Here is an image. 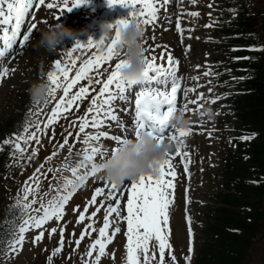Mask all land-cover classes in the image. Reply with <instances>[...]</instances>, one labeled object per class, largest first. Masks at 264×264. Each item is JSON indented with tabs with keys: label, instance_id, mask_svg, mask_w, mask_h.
<instances>
[{
	"label": "snow or ice",
	"instance_id": "1",
	"mask_svg": "<svg viewBox=\"0 0 264 264\" xmlns=\"http://www.w3.org/2000/svg\"><path fill=\"white\" fill-rule=\"evenodd\" d=\"M88 2L89 0H71V2L70 0H0V42H2L0 58H3L14 46H19L21 52L26 47V42L32 38L33 31L37 30L36 23H29L35 17L34 10L40 9L41 6H45L49 10L57 9L59 11L54 18L60 21L66 11L70 12L73 8ZM169 2L170 0H107L109 7L121 5L129 8L128 15L113 22L110 26L112 32L108 38L104 36H101L99 40L89 38L87 43L75 40L71 48L66 47L63 59L54 60V70L47 73V97L43 103L48 105L51 102L49 97H51L55 100V104L51 107L50 112L44 114L46 119L38 118V114L41 112L39 107L35 110L29 109L22 131L15 132L11 137L2 141V145L11 146L10 155L14 158L13 163L19 165L23 170L22 161H32L36 158L39 152L37 146H43L42 136L47 135L50 126L53 136L49 139L53 140L56 122L62 117H66L74 107L78 109L79 102L86 98L90 92H95L85 113L76 116L70 123V126L78 131L67 132L58 142V147L54 146V150L34 169L33 173L24 181L22 189L18 191L12 207L18 209L17 219L20 222L14 226L4 249L0 250V255H3L5 260L22 250L26 240L25 234L30 229L39 230L31 238V242L35 244L40 241L47 231L44 227L46 223L53 218L57 221L62 220L66 211L65 206L75 191L84 185L90 177H96L103 183L94 188L91 198L84 204L83 210L78 212L76 222L80 223L85 220L89 206L96 205L95 210L88 215L90 223L85 225L84 230L75 240L76 247H79L86 235L91 236V232L97 231L93 227L95 224L93 218L96 217L101 207L104 208L103 225L99 227L98 236L91 240L86 252L81 254L82 264H99L101 258L106 254V246L113 240L115 234L121 231V221H126L124 235L127 238L123 264H177V258L172 254V245L169 242L170 207L174 203V180L177 176L172 161L174 156H179L185 172H188L190 153L183 150L186 147L184 137L189 135L192 129L191 127H177L173 117L176 113L185 115L190 111L188 103L196 104L198 100L204 98V94H198L196 101H189L178 106V90L182 88V78L177 75L179 61L173 57L171 52H167V66L157 63L154 49L161 47L159 44L149 46L153 49L151 57L146 54L149 52V48L144 46L145 68L142 77L135 80L125 79L121 70L128 61L121 58L124 56V51L120 39L121 27L128 24L129 17L137 18L138 23H142L145 28L152 26L155 29L159 23L161 8ZM191 2L195 4L197 0H191ZM230 11L234 12L235 9H230ZM189 15L198 16L199 13L193 11ZM167 16L168 12L165 11V18ZM175 21L176 30L183 34L181 17L175 15ZM152 38L154 40L155 36L153 35ZM145 43L143 37V44L145 45ZM249 47L264 49V45H250ZM92 49L95 51H91V54L84 58L85 53ZM166 49L167 46H165V51ZM165 51L160 54L162 59L165 56ZM114 58L115 63L112 65L111 62ZM108 66H111V71L108 70ZM7 72L6 67L0 66V77L7 75ZM104 72L108 73L106 78L103 76ZM194 79H198V77H194ZM234 79L236 78L234 77ZM239 79H244V77H239ZM84 80H87V84L78 86L79 82ZM153 84L156 86L153 87ZM93 85H99L98 91L92 87ZM134 86L138 88L134 96V119L132 124L125 128L115 112L114 102L117 99L126 100L127 94ZM74 88H76L75 91H73ZM58 90H62V95L56 99ZM190 91H194V88L183 89L185 98ZM212 91L210 88L209 92ZM226 95L227 93H222L205 99L208 102H215L221 96ZM34 104L39 105L40 101L36 100ZM202 107L203 105H198L195 111H199V108ZM199 114L205 115L202 111ZM113 121L117 126L124 128L123 134H111L108 130H101L105 125L111 128ZM89 128L95 131H86ZM143 130L149 131L158 143L166 140L173 142L175 151L167 154L155 172L141 173L138 177L131 179L128 185L116 184L104 176L97 177L96 174L104 169V161L109 156V147L110 153L114 154L119 150L121 144L128 143L133 136L139 139ZM81 134H83L82 139ZM254 135L255 133L243 135L239 139L249 140ZM73 136L75 137L73 143L80 141L84 145L82 151L76 152V155L82 158L75 163H72L70 159L73 149L69 137ZM109 137L115 146L106 147L99 143L102 138ZM66 145L69 155L60 164L52 166L51 160L58 154V150L63 149ZM30 147L31 152L28 151ZM98 155L103 158L102 162H97ZM64 171H69L71 177L63 176ZM57 172H60L61 175L57 176ZM44 179H48L50 183L48 189L41 192V183ZM51 181H55V183ZM53 189H55L54 194H52ZM124 189L127 191V198L126 203L122 204L121 193ZM98 196H103L104 199L98 202ZM106 201L107 203H105ZM37 204L39 207H34ZM79 209L80 205H75L73 211L76 212ZM188 221V255L184 257L186 262L191 261L193 252L190 217H188ZM113 223L115 227H111ZM57 228L60 232L59 246L51 250L47 257L48 264H52L53 257L61 253L64 247L63 227L59 224L53 226L49 235L56 233ZM166 249L169 250L167 255L171 257L170 261L166 260Z\"/></svg>",
	"mask_w": 264,
	"mask_h": 264
},
{
	"label": "rangeland",
	"instance_id": "2",
	"mask_svg": "<svg viewBox=\"0 0 264 264\" xmlns=\"http://www.w3.org/2000/svg\"><path fill=\"white\" fill-rule=\"evenodd\" d=\"M221 1L222 0H197V2L193 4L191 0H184L182 4L177 5L178 10L176 15H179L181 17V27L184 30L182 36L180 37L177 35L174 29L176 23L175 14H173L171 18H169L168 16L167 18H165V13L160 11L159 23L155 26V29H153L152 26H147L145 28L144 39L149 43L146 46L149 48V52L146 54L151 56L153 54V49L149 46L159 44L161 45V47H157L154 49V54L159 58L161 56V52L165 51V46H167L165 55H167V52H171L173 57L179 61V77L182 78V81L183 79H186L190 82L189 88H194V91H190L191 96L197 97L198 94L202 92L205 93L204 98L200 99L197 105L188 103L190 111L185 114V116L190 117L193 120V123L191 125L192 132L184 137V140L186 142V148L184 149V151L190 153L189 164L192 174L189 183L184 181L181 170L176 163L175 156L173 157L172 161L176 169L177 176L174 180V203L170 207L169 227L173 232V241L176 245L175 252L177 264H184V257L188 255V217H190L191 220L190 226L193 234V252L191 259L196 255L199 249L200 242L202 241V236L200 235L199 230V228L201 227V223L198 217L199 213H203L204 208L208 206L211 194L213 195L214 193H216L218 191L219 185L221 184V181H219L218 179L212 180L210 176H208L207 180L206 176L204 175V171L202 170L208 162H210V164H207L209 170H215V168L217 167L216 161L215 163L209 161V157L220 156L219 149H221L222 147L219 148L218 144L213 143L215 141H219V137L224 139L225 132L219 130L221 127H233L234 125L230 116V111L221 106V101L219 102L218 100H216L215 102H208L205 98L212 96L208 94L209 89H199V86L204 82V80H207L205 78L209 77L213 70L207 64L208 60L213 58L210 55L208 48L213 43L210 29L214 27L213 23L208 19L214 12L218 10ZM77 8L78 7L73 8L70 12L66 11L60 18V21L63 22L66 26H69V23L74 18L75 13L78 12L77 11L73 13ZM103 9L107 11L105 20L109 19L110 23L117 20L118 16H120L117 5L114 9L112 8V10H108L109 7L107 6H104ZM187 9L191 10L192 12L196 10L198 11L199 15L191 16L189 14H186L185 10ZM128 10L130 9L128 8ZM34 11L35 17L30 20L29 23H36L37 30L33 31L32 38L29 42H26V47H24L23 51L21 52L18 48V52L15 54V56L11 57V60L7 62V75L1 78L0 114L1 112H4V110L6 109V105H10L11 107H13V104L16 101L19 102L20 98L23 99L24 97V102L28 99H32L28 90L34 83H39L41 81L48 82L47 73L48 71H50L48 61L49 55L46 52V49L38 46L37 42L41 35V31L45 29L47 25L60 22L59 20L54 18L59 10H49L45 6H41L40 9ZM206 24H210L208 30L205 28ZM153 35L155 36L154 40L152 38ZM89 53H91L90 50L86 52L85 55ZM63 56L64 51L60 53V59H63ZM205 73L208 74L206 75ZM194 77H198V79H194ZM78 86H80V82ZM223 97L225 98V96ZM187 102L189 101H185L184 103ZM114 105L115 112H119L120 108L124 110L125 107L123 106L128 105V99H117L114 102ZM198 105H203V107L199 108V111H195ZM206 108L211 109V115L201 116L199 112L203 111ZM75 109L76 108L74 107L72 110ZM7 111L11 114L14 109L8 108L6 112ZM122 114H124V111H122ZM123 118L128 119L127 116H124ZM111 123L112 127L117 126L115 121ZM197 125H202V127L204 128L203 132L197 131ZM107 128L109 127L105 125L101 130ZM93 131L95 130L93 129ZM209 132H211V135H209ZM118 134H123V130H121V127L118 128ZM52 136L53 135H50V137ZM49 138L47 137L46 139H44L42 137V145L44 147L37 146L39 147V152L36 158L33 159V161L37 163V165L41 164V162L44 161V158L48 155L47 153L49 152V145L54 144V140H50ZM105 139L107 138H102L100 142H103V140ZM105 145L106 147L115 146L112 140L108 141ZM28 150L31 152V147ZM197 152H199L198 160L196 158ZM62 158L63 150L61 149L58 155H56L51 160V165L56 166L60 164ZM81 158L82 157H79L78 160H80ZM96 159L97 162H101L103 158L98 155ZM22 164L23 170L19 165L16 164V166L14 167V173L20 171V176L26 177L28 174V171H25L27 161H22ZM201 171L203 173H201ZM14 173H12L9 177H15ZM194 174L196 177L194 176ZM45 180L46 179H44L41 183V192L45 191ZM130 181L131 180H125L122 183V186L130 184ZM101 183H103V181H101ZM186 185H189L190 194V202L187 205L183 203V190L185 189ZM96 186L97 183L94 178V182H91V184L88 185V187L85 189L87 192H85V190H80L75 197H77L78 200L81 199V201H83L84 203L87 202L86 200L91 198ZM29 198L31 199V197ZM126 198L127 191L126 189H124L121 193L122 204L126 203ZM103 199V196L97 197L98 202ZM105 203H107V201ZM72 206L73 205H71L70 208L65 212L62 220L57 221L55 219L46 223L44 227L47 229V231H45L44 237L35 244L31 242V238L36 235L39 230L30 229L25 234L26 240L23 244L22 250H20L18 254L13 255L10 259L7 260H5L3 256L1 264H33L38 254L44 247H58L60 241L59 228H57L56 233H52L51 235H49L50 229L57 224L64 228V247L62 248V252L59 253V259L61 260L63 258L62 254L68 253V251H71V249H75L76 245L75 243H73L74 239L71 238V229L79 232L82 229L83 224L86 225L90 223V221L88 220V215L95 210L96 205L89 206L88 213H86V219L80 223L76 222L77 215L79 211L83 210L84 205L80 207V209L76 212L73 211L74 207ZM184 209L186 210L185 212ZM103 216L104 208L101 207V210L97 213L96 217H94L97 218V220H95V224L100 223V220L103 221ZM111 227H115V224L113 223ZM95 228L98 230V226ZM120 228L121 231L119 233H116L113 240L106 246V254L101 258L99 264H123V258L126 252L125 244L127 242V238L124 235V231H126V221L120 222ZM95 234L98 235V231H93L91 233V235H93L94 237ZM86 250L87 248L84 247L82 248L81 252L85 253ZM77 264H81V261L77 260Z\"/></svg>",
	"mask_w": 264,
	"mask_h": 264
},
{
	"label": "trees",
	"instance_id": "3",
	"mask_svg": "<svg viewBox=\"0 0 264 264\" xmlns=\"http://www.w3.org/2000/svg\"><path fill=\"white\" fill-rule=\"evenodd\" d=\"M257 1L253 12L242 2L236 17L220 20L227 25L221 33L231 36L225 44L245 47L254 34L264 43V0ZM234 54L246 56L233 66L239 69L235 74L239 95L232 101L234 116L242 136L255 135L247 140V151L225 160L222 176L228 193L214 197L218 204L211 210L215 226L206 230L195 264H244L252 238L264 233V57L254 60L249 53ZM5 120L9 127L12 121ZM15 220L0 206V250L10 238Z\"/></svg>",
	"mask_w": 264,
	"mask_h": 264
},
{
	"label": "clouds",
	"instance_id": "4",
	"mask_svg": "<svg viewBox=\"0 0 264 264\" xmlns=\"http://www.w3.org/2000/svg\"><path fill=\"white\" fill-rule=\"evenodd\" d=\"M126 26L121 27L120 39L121 47L124 51L123 59L128 63L122 68V76L125 79H139L142 77L145 62L143 57L145 27L138 23L137 18L129 17ZM113 24L104 20L100 22V28L105 38L111 35ZM87 29L74 30L66 26L63 22L49 24L41 31L37 42L39 47H43L49 52L55 51L65 38L78 40V32H84ZM30 96L35 102H43L47 97V82L41 81L34 83L28 90ZM202 112L205 115H211V109L206 108ZM204 116V115H203ZM174 122L179 128L191 127L193 120L184 114H174ZM175 144L171 141L158 143L157 139L147 130L141 132L140 138H131L126 144H121L119 150L114 154H109L104 161L103 176L116 184H122L125 180H131L138 177L141 173L155 172L158 165L163 161L167 154L173 151Z\"/></svg>",
	"mask_w": 264,
	"mask_h": 264
},
{
	"label": "bare ground",
	"instance_id": "5",
	"mask_svg": "<svg viewBox=\"0 0 264 264\" xmlns=\"http://www.w3.org/2000/svg\"><path fill=\"white\" fill-rule=\"evenodd\" d=\"M16 51H18V50H16Z\"/></svg>",
	"mask_w": 264,
	"mask_h": 264
}]
</instances>
